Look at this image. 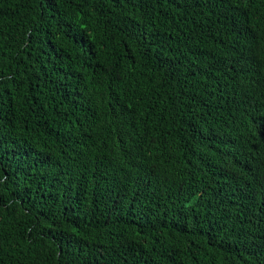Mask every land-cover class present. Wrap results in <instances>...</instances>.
<instances>
[{
    "label": "trees",
    "instance_id": "1",
    "mask_svg": "<svg viewBox=\"0 0 264 264\" xmlns=\"http://www.w3.org/2000/svg\"><path fill=\"white\" fill-rule=\"evenodd\" d=\"M0 264H264V0H0Z\"/></svg>",
    "mask_w": 264,
    "mask_h": 264
}]
</instances>
